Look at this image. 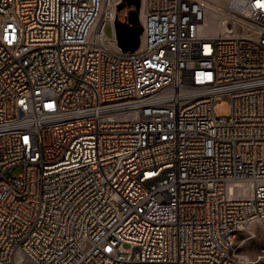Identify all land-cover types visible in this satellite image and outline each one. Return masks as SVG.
Wrapping results in <instances>:
<instances>
[{"label":"built area","instance_id":"2783aa9c","mask_svg":"<svg viewBox=\"0 0 264 264\" xmlns=\"http://www.w3.org/2000/svg\"><path fill=\"white\" fill-rule=\"evenodd\" d=\"M122 2L0 0V264H264V0Z\"/></svg>","mask_w":264,"mask_h":264},{"label":"rangeland","instance_id":"374dc122","mask_svg":"<svg viewBox=\"0 0 264 264\" xmlns=\"http://www.w3.org/2000/svg\"><path fill=\"white\" fill-rule=\"evenodd\" d=\"M127 8L117 11V16L119 19H123L126 15ZM2 15L0 14V22ZM104 33L108 37L112 36V28L109 23L104 26ZM214 115L218 118L227 120L230 117V106L229 102L225 98L219 97L213 107ZM21 167L17 166L8 170L5 175L7 177H16L21 172ZM252 233L242 232L236 238V243L241 244L239 252L247 256L248 259H253L259 255V249L264 248V226L257 225ZM261 226V227H260ZM253 256V257H252Z\"/></svg>","mask_w":264,"mask_h":264},{"label":"water","instance_id":"95a60500","mask_svg":"<svg viewBox=\"0 0 264 264\" xmlns=\"http://www.w3.org/2000/svg\"><path fill=\"white\" fill-rule=\"evenodd\" d=\"M126 7L128 10L125 20L116 19L114 22L117 46L122 52L134 51L140 43L142 27L139 23V0H123L117 6V11Z\"/></svg>","mask_w":264,"mask_h":264},{"label":"bare ground","instance_id":"6f19581e","mask_svg":"<svg viewBox=\"0 0 264 264\" xmlns=\"http://www.w3.org/2000/svg\"><path fill=\"white\" fill-rule=\"evenodd\" d=\"M220 16L221 14L217 12L215 8L211 7V9L209 10V17L207 20V26L205 30L207 34L215 35L217 33H221L222 35H232V34H237L240 36L252 35L253 30L251 28H249L246 25L244 26L243 24H240L237 21L232 20V19L228 20L224 26H221L219 22ZM257 225H260V224H254L244 232L252 233V231L256 227H258ZM261 225L264 226V223Z\"/></svg>","mask_w":264,"mask_h":264},{"label":"crops","instance_id":"0c3cea01","mask_svg":"<svg viewBox=\"0 0 264 264\" xmlns=\"http://www.w3.org/2000/svg\"><path fill=\"white\" fill-rule=\"evenodd\" d=\"M261 250H264V248H263V247H261V248L259 249V252H260ZM252 257H253V256H252Z\"/></svg>","mask_w":264,"mask_h":264},{"label":"flooded vegetation","instance_id":"af4514ba","mask_svg":"<svg viewBox=\"0 0 264 264\" xmlns=\"http://www.w3.org/2000/svg\"><path fill=\"white\" fill-rule=\"evenodd\" d=\"M124 8H126V7H124ZM124 8H123V9H124Z\"/></svg>","mask_w":264,"mask_h":264}]
</instances>
